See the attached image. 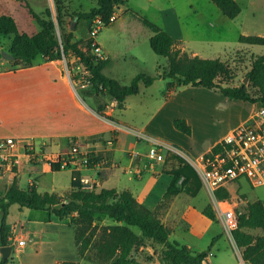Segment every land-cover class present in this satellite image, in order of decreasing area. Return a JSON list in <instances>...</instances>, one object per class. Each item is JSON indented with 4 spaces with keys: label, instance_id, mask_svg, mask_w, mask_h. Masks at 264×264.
Returning <instances> with one entry per match:
<instances>
[{
    "label": "crops",
    "instance_id": "0c3cea01",
    "mask_svg": "<svg viewBox=\"0 0 264 264\" xmlns=\"http://www.w3.org/2000/svg\"><path fill=\"white\" fill-rule=\"evenodd\" d=\"M50 1L48 7L52 10L54 1ZM68 1L70 2V0ZM127 1L130 0H124L123 3L117 5L115 8L114 12L117 15L116 20L125 21V26L122 25L115 28V31L111 34L112 37H117L118 35H123V37L135 35L139 37L143 35L142 37H145V40L150 43V38L155 34V29L147 22L149 21L164 28L177 40L178 47L186 51L184 46L186 42L184 24L181 14H179L175 7L170 6L164 0H136V2H133L134 4L124 5ZM237 1L242 7L240 0ZM79 3V8L71 9L74 11H90L97 6V0H91L87 8H83L82 2ZM190 7L191 10L189 14H196L198 18L204 17V15H201L204 12H198V10L194 9L192 4H190ZM132 24H136L134 26L137 27H132ZM85 25L88 26L89 21L85 22ZM136 30H139V32L135 33ZM83 37L86 38L87 36L85 35ZM83 37L80 36L78 38L75 33V40ZM105 39L106 38L100 39V37H97L94 38V41L102 48L105 58L109 60V66L111 63V56L105 46ZM189 54L198 55V51H192ZM133 57L138 66L137 69L130 72L131 79L141 71L156 74L152 72L153 70L148 66L149 64L141 59L137 53H133ZM106 68L104 70L105 74ZM157 80H159L158 82H162L161 87H163V89L152 93L154 98L157 99L160 97L161 99H157L158 103L156 104L157 106H155L157 110H154L150 120L156 118L157 114L164 112L166 118L172 122L176 117L185 118L191 125L200 123V121L203 122L204 116L206 115L204 113L197 112L194 116H189L186 114H175L172 110L173 104L179 107L188 105L192 107L199 106L197 102H190L184 97L179 99V97L183 96L187 91L203 94L207 96L209 100L213 101V103L209 104V107L204 110L215 111L214 105L216 101L221 98V106L223 107L227 100L225 101V99L222 98H229L219 91L192 85L183 86L175 91L167 92L168 82L164 81L162 77ZM157 80H155V82ZM155 82L147 87H154ZM80 87L78 82L73 79V76L66 72V63L64 59L47 61L40 56L32 66L15 70L12 69L11 65L9 66L8 63H0V117L3 119L0 123V137H15L18 144V164L14 172L10 173L11 184L15 176L17 180L19 179L21 168L28 169L30 174L47 171L49 169L54 171L50 165L51 159L68 152L71 148L72 141L76 140L82 144L84 149L94 152L97 157L101 159L97 164H94L97 166H93L100 169L98 172L100 181L93 179L96 184L110 177L116 167L125 169L126 173L132 172L136 179L141 180H145V169L150 168L153 176L148 179L146 187H141L139 189L137 188L139 186H134L136 188L125 186V189H129L139 202L146 207L150 209L157 208L173 179L172 171L165 170L164 168L166 163H171L173 161V159L170 158L169 151L165 149L160 150L155 159H150L148 154V157L140 153L138 154L134 149H136L139 143L136 141L133 143L129 140V137L134 136V134L129 131L127 127L134 129L132 127L133 124L127 122L126 117L125 120L115 118V111L116 108H118L117 101L110 96H105V100L108 102V107L105 112L107 115L115 118V120H111L100 115L96 111L93 98L89 97L85 99L80 92ZM144 88H146V86L142 85L138 94L128 96L125 100V107L121 110L125 109L126 111L131 107L130 100L133 96L145 94L146 91L144 90L148 89ZM162 97L164 98L162 99ZM255 114L240 118L239 122L232 126L229 132L221 137H216V139L212 141L208 140L205 146L199 150L190 148L191 151H195L196 155L201 158L209 153L217 143L221 142L236 127L249 121ZM150 122L151 121L146 123L143 129L149 128ZM181 147L186 149L184 146ZM176 148L187 155L181 148ZM20 157L21 159L19 160ZM153 160L161 161V164H159L161 168H157L158 166L156 162L154 164ZM17 168L18 171H16ZM79 170L84 182L91 183V187L96 186L92 184L90 178L84 175L82 168ZM73 171L74 169L72 168V174ZM182 180L183 177L180 179L179 183H181ZM33 182L36 183V177L29 178V185ZM238 182L231 183L226 188L230 192L231 197L233 193L230 187L232 185H237ZM10 186L11 185L6 186L1 195L6 194ZM117 190L122 191L124 189L120 190L117 188ZM184 194L187 193L180 192L175 195L169 206L161 215L166 225L174 220L187 222L189 226L188 231L193 237L186 240L184 243H178L187 245L193 252L203 251L205 247L208 246V248L211 247L210 250L216 248L218 253H221V247L226 248L228 246L231 248L229 264L248 263L243 260L241 249L237 246L232 231L226 228L224 222L216 212L217 210L214 205L213 208L218 217L217 221L223 224V228L230 239L231 245L225 243L223 233L218 232V240L212 248L213 242L216 239L215 236L213 235L209 238L205 237L212 226L211 224L215 221L203 214L202 211L204 207L199 208L188 203L185 197H183ZM57 195L60 197H68V195ZM244 195L246 198L243 204L245 205L248 202V198L246 194ZM41 211L42 212H40V210L31 211L30 209L22 210L21 213H25L30 217L26 218V220L23 221L24 223L21 222V220L12 222L8 217V221L11 224L10 241L13 245L12 254L14 250H16L18 254H21L24 264H80L83 256L80 254L76 239V229L70 218H59L49 210ZM26 221L30 223L29 226L25 223ZM117 224H120V222ZM20 238H24L26 241L23 248L19 247L17 244V239ZM1 246L0 244V247ZM216 255L217 254L214 252L213 256ZM11 256L9 258H11ZM216 257L217 259L219 258L218 256ZM206 261L208 264L211 263L209 253ZM147 264H156V262L152 261ZM218 264L220 263L218 262Z\"/></svg>",
    "mask_w": 264,
    "mask_h": 264
},
{
    "label": "trees",
    "instance_id": "16d2710c",
    "mask_svg": "<svg viewBox=\"0 0 264 264\" xmlns=\"http://www.w3.org/2000/svg\"><path fill=\"white\" fill-rule=\"evenodd\" d=\"M211 1L231 19L236 18L242 11L237 0ZM123 2L124 0H97V6L90 11H74L70 8L68 0H54L57 21L61 28V39L56 34V23L52 18L50 7L39 14L28 2L26 3L30 13L42 27L40 32L34 34L19 32L17 22L12 16L0 14V35L13 36L7 51L14 56V59L8 60V63L15 70L32 66L40 56L47 61L61 60L65 57L68 65L78 61L91 74V85L88 88H80L81 94L85 99L93 98L96 111L111 120L115 118L105 112L108 107L105 96L116 100L117 107L123 109L128 96L138 94L142 85L150 86L161 77L169 79L167 83L169 92L183 86H201L219 91L232 99L260 102L264 107V53L252 55L251 66L246 74L249 83L232 85L227 80H223V77L231 80L235 77L226 60L204 58L183 51L178 47L177 40L164 28L149 21L147 22L155 29V34L150 38L151 48L157 54L167 57V67L156 74L141 71L128 85H123L115 78L106 75L104 70L109 60L96 57L94 50L98 44L94 41L89 25L90 36L75 40V32L67 31L65 23L67 18L79 23L87 22L96 16H102L108 21L117 5ZM239 40L247 44L264 45V36L260 35H241ZM1 51L2 49H0V63L5 60ZM73 79L77 81L75 76ZM174 125L188 135L193 132L192 126L185 118H175ZM221 148L222 142H219L209 153L217 152ZM170 158L180 161V166L172 172L173 179L155 209H150L139 202L129 189L118 191L114 187L100 190H97L96 186L86 187L80 170L73 171L72 190L68 197H60L54 192H40L34 182L27 189H23L18 185L15 176L6 194L0 195V244H11V224L8 217L11 205L18 204L36 210H49L62 219L77 215L80 226L76 228V239L77 242L81 241L82 248L79 249L81 255L91 244V236L97 228L93 225L96 215H107L120 222L104 228L97 253L100 263L115 258V264H138L132 256L133 250L148 239L164 246L163 264H208L206 258L211 247L193 252L187 245H181L177 241L171 242L172 230L162 220V213L175 195L186 192L196 196L203 186L194 167L184 157L170 152ZM96 161L97 159H93L90 166ZM51 168L54 171L61 170L58 163H52ZM182 177L183 180L179 183ZM215 194L218 199L230 200L231 197L226 188L216 190ZM64 201L66 203L63 206L56 207V204ZM202 212L210 219L218 220L212 205L206 206ZM134 227H138L140 233ZM232 234L241 249L244 261L250 264H264V202L262 200L248 201L243 208L237 209V225L232 230ZM9 261L10 258L5 261L1 259L0 264H8Z\"/></svg>",
    "mask_w": 264,
    "mask_h": 264
},
{
    "label": "rangeland",
    "instance_id": "374dc122",
    "mask_svg": "<svg viewBox=\"0 0 264 264\" xmlns=\"http://www.w3.org/2000/svg\"><path fill=\"white\" fill-rule=\"evenodd\" d=\"M54 1V0H53ZM91 0H70V8H79V2H82L83 8H87ZM136 0H130L124 3V5L134 4ZM167 4L172 7H175L181 14L182 22L184 24V33L186 42L184 46L186 51L191 53L192 51H198V55L204 58H220L226 60L229 67L231 68L232 73L235 77L227 79L223 77V80H227L232 85H240L244 82L247 72L251 66V57L252 55H261L264 53V45L258 44H247L240 42L239 38L241 35H260L264 36V0H240L243 10L236 18H229L225 16L216 6L211 2V0H164ZM29 3L32 8L39 14L43 13L48 6L50 5V0H0V14H7L12 16L18 25L19 32H27L29 34L38 33L41 31L42 27L37 19L30 13L29 9L26 7V3ZM130 2V3H129ZM140 2V1H139ZM193 5L195 10L198 12L202 11L201 15H204L203 18L199 17L196 14H189L191 7ZM132 6V5H131ZM134 6V5H133ZM134 8V7H132ZM52 18L56 23V34L59 39H61V28L57 21V12L55 3H53L52 8ZM220 17V18H219ZM157 18V17H155ZM159 18V17H158ZM159 20V19H156ZM72 20L67 18L65 23L67 31H74L79 38L80 36L89 37L88 26L85 25V22L76 23L75 29L71 28ZM125 26V21L116 20L106 26H104L97 34L92 35L94 38L100 37L105 39V46L110 52L111 63L106 68V74L115 78L123 85H128L131 82L130 72L137 69V63L133 57V53H137L141 59L145 60L148 66L152 68V72L162 71L168 65V59L165 56L157 54L152 48L149 42L145 40L143 35L136 37L135 35H118L117 37H112L114 29L118 26ZM132 27L136 24H132ZM139 30H136L135 33H138ZM12 35H0V49L7 50L12 40ZM103 51V50H102ZM66 63V72L72 74L76 77L77 82L82 84L87 82L91 85V74L81 65L78 61H75L73 64L68 65V60L63 58ZM6 64L8 60H3ZM9 66L11 65L8 63ZM156 66V67H155ZM87 71V72H86ZM163 78V77H162ZM158 79V78H157ZM156 79V80H157ZM155 82V86L149 88L146 86L144 90L145 94H140V96H133L130 100L131 107L126 111L116 108L115 118L119 120H126L130 124H133L132 127L135 130L143 131L146 134L154 136L160 139L164 143H168L174 147L181 148L188 157L192 159H198L195 151H191L190 148L194 150H199L205 143L216 139V137H221L227 132L230 128L236 125L240 118L255 114L261 109L260 102L252 101H241V100H232L229 98H222L227 100L226 104L221 106V98L215 102V111L204 110L209 107V104H212L213 101L209 100L207 96L203 94H197L196 92L187 91L181 98H186L190 102L198 103L199 106H185L179 107L175 104L172 106V110L175 114H186L189 116H194L195 113L200 112L206 114L204 116V121L191 125L193 132L191 135H188L181 130H178L173 122L166 118L164 112L157 114V117L153 120L151 115L154 110H157L156 104L158 103L157 99L152 96V93H155L162 90V82ZM164 81L168 82L169 79L164 78ZM249 83V80L246 84ZM181 88V87H180ZM167 92L168 87H167ZM164 97H162L163 99ZM177 116V115H176ZM182 118V117H176ZM149 123V128L143 129L146 123ZM129 140L131 142L139 143L136 147V152L147 156L149 153L150 145L145 140L138 139L135 135L130 136ZM181 146H184L186 149H183ZM134 148V147H130ZM170 153V152H169ZM148 157V156H147ZM150 158V157H149ZM21 157L19 158V160ZM151 159V158H150ZM173 159V158H171ZM187 160V159H186ZM156 162L157 168H161V161ZM188 161V160H187ZM189 162V161H188ZM190 163V162H189ZM92 166L82 165L81 168L85 176L90 178L92 184L97 186V190L101 188H110L115 187L120 190L125 189V186H139L137 188L146 187L148 179H150L153 174L152 170L145 169L144 176L145 180L136 179L134 174L126 173L125 169L121 167H116L113 171V174L103 179L101 182L96 184L94 180L100 181L99 168ZM180 161L173 159L171 163H166L164 165L165 170L176 171L179 169ZM195 169V168H194ZM18 171V168L16 169ZM196 171V169H195ZM197 172V171H196ZM198 174V172H197ZM199 175V174H198ZM36 177V183L40 192H55L60 195H68L72 190V168H63L61 171H42L35 174H30L28 169L21 168L18 183L22 188H27L29 185V178ZM132 177V178H129ZM11 185L10 172L0 171V195L6 188V186ZM231 191L233 193L230 200L218 199L215 195H210L206 188L202 186L200 191L196 196H191L184 194L183 197L188 201V203L195 205L199 208L206 207L208 205L215 206V200H218L220 205L223 207L231 206L233 208L239 209L243 208V201L245 200L244 194H246L248 201L262 200L264 202V185L253 186L246 179L240 180L237 185H232ZM24 209H30L31 211H36L28 207H21L18 204H13L10 207L9 220L12 222L20 221L23 222L26 218H30L29 215L21 213ZM40 212H42L40 210ZM217 212V211H216ZM217 214V213H216ZM75 229L80 226V221L77 215L69 217ZM68 218V219H69ZM0 220H1V210H0ZM1 222V221H0ZM24 223V222H23ZM29 226V222H25ZM118 221L110 218L107 215L95 216L93 220V225L97 226L94 230V235L91 236V244L88 248L83 250L82 262L80 264H115V258L107 262H99L97 253L99 244L101 241V235L104 233V228L109 225H115ZM169 227L172 230L170 236L171 242L177 241L180 243L186 242V240L191 239L193 236L188 231L189 226L187 222L174 220L171 223H168ZM210 227L209 231L206 233L205 238L210 236H215V241L213 242L212 248L218 240V232L223 233L224 242L228 245L230 239L226 234V231L223 228V224L220 221H215ZM135 230L140 233L138 227H134ZM79 249L82 248L81 241H78ZM224 245V244H223ZM210 246V245H209ZM164 246L157 244L151 240H145L144 244L136 247L133 250L132 256L138 262V264H147L152 261H155L156 264H163L162 261V251ZM208 249V246L205 247V250ZM221 253H218L216 248H213L209 251L211 263L210 264H229V255L231 248L228 246L221 247ZM214 252L219 258L217 259L214 255ZM233 253V252H232ZM2 259V257H1ZM235 259V258H234ZM8 264H24L22 260V255L18 254L14 250L10 261ZM248 264V263H245Z\"/></svg>",
    "mask_w": 264,
    "mask_h": 264
},
{
    "label": "built area",
    "instance_id": "2783aa9c",
    "mask_svg": "<svg viewBox=\"0 0 264 264\" xmlns=\"http://www.w3.org/2000/svg\"><path fill=\"white\" fill-rule=\"evenodd\" d=\"M116 19L117 15L114 12L108 21H105L102 16H96L89 20L92 35L97 34L104 26ZM94 53L98 59H105L99 45H96ZM78 84L81 86L80 88H86L89 85L87 82ZM2 121L3 119L0 117V123ZM127 128L138 139L149 143L148 155L151 159H155L162 149L177 153L187 159L198 172L202 185L212 196H216V190L227 188L229 184L242 179H246L253 186L264 185V107H261L249 121L239 125L227 135L221 141L222 148L220 150L205 154L199 159H192L176 147L143 131ZM17 147L15 137H0V170L14 172L18 164ZM93 159H97L94 164L101 160L94 152L84 149L79 141L73 140L70 150L52 158L50 165L58 163L61 169L69 167L79 170L82 165L89 167ZM215 207L226 228L232 231L237 225L236 209L231 206L223 207L218 200H215ZM17 244L23 248L26 241L24 238H20L17 239Z\"/></svg>",
    "mask_w": 264,
    "mask_h": 264
},
{
    "label": "water",
    "instance_id": "95a60500",
    "mask_svg": "<svg viewBox=\"0 0 264 264\" xmlns=\"http://www.w3.org/2000/svg\"><path fill=\"white\" fill-rule=\"evenodd\" d=\"M75 25H76V21H73L72 22V26H71L72 30L75 29ZM1 54H2V57L4 59H6V60H13L14 59V56L11 53H9L7 50L2 49ZM248 80H249V77L246 76L245 79H244V82L246 83ZM85 186L86 187H91V183H86ZM65 203H66V201L58 203V204H56V207L60 208ZM12 250H13V246L12 245H10V244L9 245H2L0 247V254H1L2 260H4V261L7 260L11 256Z\"/></svg>",
    "mask_w": 264,
    "mask_h": 264
}]
</instances>
